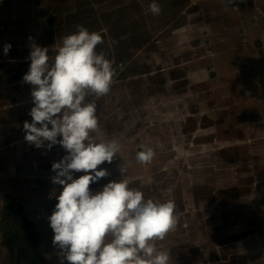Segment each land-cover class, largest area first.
Here are the masks:
<instances>
[{"label": "rangeland", "instance_id": "rangeland-1", "mask_svg": "<svg viewBox=\"0 0 264 264\" xmlns=\"http://www.w3.org/2000/svg\"><path fill=\"white\" fill-rule=\"evenodd\" d=\"M32 1L25 0L24 25L10 21L9 30L5 26L1 28L4 36L1 44L5 45L8 38L14 39L22 44L21 53H24L28 45L21 33L39 31L47 37L43 40L45 45L39 43V46L48 47L50 58H54L63 38L74 31L66 21H54L52 15L56 9L52 8L60 6L59 13L66 14L70 12L66 8L73 11V0L64 1L67 4L60 0L44 4L43 0H38L37 6ZM107 1L110 0H102V3L106 5ZM113 1L117 5L121 3L127 15L134 12L131 19L136 27L149 17L157 30L143 41L138 40L139 33L125 24L127 29L122 32L127 39H124L114 27L115 19L110 21L112 13L101 12L100 17H109L108 23L102 22V27L100 20L95 22L98 14L89 15L91 31L100 32L104 39L97 51L105 52L116 69L107 95L89 94L87 97L97 105L99 118V131L92 135L98 140L115 139L121 146L111 164L105 162L98 166V170L103 167L110 175L90 183V190L99 191L109 181L122 178L129 181L130 187L141 190L146 199L174 200L175 227L163 241H156L160 250L170 252L169 264H264V207L259 203L260 155L264 142L259 130L254 131L257 140L246 138L250 134L249 117L242 105L249 95L246 74L235 70L230 75L226 71L227 65L234 66L233 61L230 64L226 59L231 57V47L238 35L233 31L239 25L230 18V12L237 6V12L246 10V17L258 16L252 5L259 0H155L161 8L158 15L149 11L153 0ZM16 6L22 8L23 4ZM0 7H4L2 0ZM116 11L124 14L120 6ZM137 11L143 13L137 14ZM181 16L185 17L184 30L178 34L171 26ZM0 24H5L3 18ZM9 32H14L16 37L9 36ZM116 34L122 41L115 48ZM150 47L154 49L147 57L145 53ZM163 52L172 57L164 60ZM141 53L146 55L144 59L153 58L159 64L139 60L143 57ZM10 57L0 53V184L3 185L0 186V207L1 197L8 190H12L16 198L24 195L20 201L22 211H18L28 215L40 210L34 216L36 222L32 230L36 235L37 252L45 258V264H61L62 254L52 243L48 217L62 186L55 188L47 181L55 175L52 163L63 156L60 157L58 145L51 149L36 148L25 141L23 123L31 122L29 112L34 105L32 86L23 82L22 77L29 69L30 60L28 54ZM137 61L139 66H133ZM19 66H23L21 70ZM163 66L168 69L163 70ZM216 70L218 73L214 72ZM215 79L222 87L226 108L211 115L210 110L215 106L209 103V96L202 93L197 101L196 96L212 88ZM6 83H9L8 88L14 87L8 94L3 91L8 89ZM248 116L258 118L259 113L251 111ZM144 147L155 151L154 159L147 165L136 159L137 152ZM119 167L127 169L123 177ZM140 172L142 174L138 175ZM80 175L83 173H74V178ZM21 181L23 186H19ZM47 199L48 205L45 204ZM20 225L25 227L24 221ZM7 248L0 239V254ZM37 261L33 259L32 264H39Z\"/></svg>", "mask_w": 264, "mask_h": 264}, {"label": "clouds", "instance_id": "clouds-1", "mask_svg": "<svg viewBox=\"0 0 264 264\" xmlns=\"http://www.w3.org/2000/svg\"><path fill=\"white\" fill-rule=\"evenodd\" d=\"M149 11L158 15L153 0ZM104 43L98 31L77 25L66 35L54 58L49 48L31 44L30 65L22 77L32 86L31 122L23 123L26 142L36 148L61 145L66 152L52 163L51 182L62 186L57 203L48 217L52 243L62 254L61 264H169L170 252L160 250L176 224L174 200L145 198L129 186L127 179L109 181L99 191L90 183L110 175L98 166L111 164L120 151L117 140L93 137L99 131L97 105L89 94L101 97L110 92L116 69L106 53L97 51ZM11 44L4 45L7 55ZM155 157L151 147L136 154L141 164ZM126 168H120L121 177ZM83 175L74 178V173Z\"/></svg>", "mask_w": 264, "mask_h": 264}, {"label": "flooded vegetation", "instance_id": "flooded-vegetation-1", "mask_svg": "<svg viewBox=\"0 0 264 264\" xmlns=\"http://www.w3.org/2000/svg\"><path fill=\"white\" fill-rule=\"evenodd\" d=\"M2 1L4 2V7H5V8L0 7V18H3V23H5L3 25V28L5 26V28H7V30H9L8 27H11L10 21H13L14 25H18V26H21L22 24L24 25V23H22V20H26V14H25L26 9L24 7L25 0H22V1L21 0H2ZM37 1L38 0H33L32 4L37 6ZM54 1H58V0H43L44 4H49L52 2L54 3ZM60 1L64 4L69 3V1H67V0H60ZM64 1H67V3H65ZM74 1H75L74 5L76 8L74 9L73 3L71 4L73 11H71L70 8L67 9L65 6L66 10L70 11V12H67L66 14H60L59 13L60 6H58L57 8H52V9H56V10H54V14L52 15V18L54 19V21H56V22L66 21L67 24L72 26V31L76 30L77 25L84 26L87 29H89V31H91L92 28L90 27V20H92V19H91V17H89V15L92 13L96 14V16H97V14L99 15L98 21H95V22L97 23L100 20L101 27H102L103 26L102 22L108 23V18H109L107 16L100 17V14L102 11H104V12L107 11L108 13H112V17H110V21L112 22V20L115 19V21L113 22L114 27L116 28L117 32L120 33L124 39H127V37H125L123 32H122V31L127 29L125 24H127L128 29L131 28L133 32L139 33V34H137L138 40L142 39L143 41H147L148 38L153 35V30L157 28L156 26L152 25L149 22V17L145 18L144 22H141V24H139L136 27V25L133 22V19H131L134 12L130 13V15H127L126 8L124 6H122L121 3H119V5H117L118 3H116L113 0L107 1L106 5H104L102 3V0H74ZM19 3L23 4V6H21L22 8L16 6ZM40 6H42V3H40ZM119 6H120V8L124 9V14H120V12L116 11L119 9ZM12 7H13V9H12ZM112 7H116V8H112ZM33 9H34V7H33ZM85 12H86V14H85V21H84V13ZM34 13H36V12H34ZM142 13L143 12L137 11V14H142ZM145 13H147V12H145ZM61 17H64V18L60 19ZM184 18L185 17L181 16V18L176 22V24H172V26H171L173 28L172 30L177 32L178 34H181V32L184 30V27H182ZM105 21H107V22H105ZM237 29H238V25H237L235 31H238ZM1 32L2 33H0V35H1L0 53L4 54V51H3L4 44H1L3 41L2 37H4L3 36V30ZM208 32H211V31L209 30ZM20 33H21V31H20ZM108 33H109V37H110V31H108ZM21 34L23 37H25V43L28 45L27 46L28 48L25 49L24 53H21L22 44L18 43L14 39L8 38L7 43L11 44V49L7 54L8 56L5 55L6 58H11L10 55H13V56L17 55L18 57L24 56V55L27 56V54L29 55V53H30L31 44L33 42H35L38 45L40 43V45L43 46V45H45V41H43V40H47V39H45L47 37H43L42 35H40L39 31L29 30L28 32H26V30H25ZM9 36L16 37L14 35V32H9ZM110 39H112V38H110ZM121 41H122V38L118 39L117 34H116L115 48H116V46L119 45V43ZM112 42H114V40H112ZM123 42H126V41L124 40ZM235 42H236V40H234V44L231 47L232 50L235 51V54H236V59L234 58L232 60L234 62V66H233V68H231V65H230V67L228 65L226 67V71L230 75L235 70L243 71L242 70L243 60L239 57L240 47H239V44H236ZM113 48H114V46L112 45V49ZM152 49H154V47L153 48L150 47L147 49V52L145 53V54H147V57H149L152 54L151 53ZM13 50H15V51H13ZM145 54L141 53L140 55H142L143 57L139 58V60H141L143 62H152L153 58L150 60L144 59L146 57ZM164 54H162L164 56V60H168L172 56L171 54H169V55L166 53H164ZM162 55H161V58H162ZM227 61L231 64V62L229 60H227ZM5 65L8 67V64L5 63ZM13 65H14L13 68H15L16 65L15 64H13ZM9 66H12V65H9ZM133 66H139L138 61L135 62L133 64ZM151 66H154V65H151ZM22 67L23 66H19V69L21 70ZM214 72L218 73L217 70ZM207 73H208V71H207ZM221 73H223V72H220L219 74H221ZM219 74H217V76ZM224 74H225V72H224ZM18 75H20V74L18 73ZM208 75H209V73H208ZM217 76H216V78H217ZM165 84L166 83L164 81V89L166 88ZM8 87H9V83H6V88H8ZM213 87L210 89L208 88L206 90H202L201 94L196 96L197 97L196 101H197V99L201 98L202 93H204L205 96H209V98H210L209 103H211L215 106L213 109L210 110V113H211V115H216L218 113V110H222L223 108L224 109L226 108L225 102H224V100L226 98H224L222 96V87L219 85V83L217 82L216 79H215V83H214ZM11 88H14V87H10V88L5 89L3 91L6 94H8V91ZM15 89L20 90L21 88H15ZM226 90L228 91V89H226ZM1 99H2V91H0V103H1ZM1 117H3V114H1ZM57 145L59 148H61V149H59L60 150V157L64 156V154L66 153L65 150L63 149V147L61 145H59V144H57ZM57 156H59V154H57ZM38 164H40V163H38ZM140 174H142V172H140L138 175H140ZM145 181H147V179H145ZM47 182H51V181H47ZM23 185L24 184L21 181L19 186H23ZM53 185L55 188H58V185H55V184H53ZM0 186H3V185L0 184ZM145 186H147V185H145ZM50 188L52 190H55V189H53L52 186H50ZM12 193H13L12 190H8L7 193L5 195H3V197H1L3 200H2V205L0 207V239L5 242V244L8 248L2 254H0V264H8V263L9 264H32L33 259H38L37 262H39V264H45V262H44L45 258L41 257L40 254L37 252V250H39V249H36V245H37L36 235L32 232V230L34 229L33 224H34V222H36V220L34 219V216L38 215L40 210H37L38 213H29L28 215H27V213L22 214L20 212V211H22V205H21L20 201L25 196L20 195V197L16 198ZM55 195H57L56 192H55ZM43 198H46L45 194H44ZM49 203H48V199H47V201H45V204L48 205ZM18 210H20V211H18ZM21 221H24L25 227H22L20 225ZM245 231H246V227H245ZM26 242L28 244H26ZM54 253L55 252L50 254V256H52ZM52 262H55V260H53Z\"/></svg>", "mask_w": 264, "mask_h": 264}, {"label": "crops", "instance_id": "crops-1", "mask_svg": "<svg viewBox=\"0 0 264 264\" xmlns=\"http://www.w3.org/2000/svg\"><path fill=\"white\" fill-rule=\"evenodd\" d=\"M252 6L258 16L246 17V10L237 12L236 9L238 8L234 6L230 12V18L232 17L233 21H238L239 23L238 31H233V34H238L235 43L239 44L240 47L239 57L243 60V57L246 56V63H243L242 70L246 74L245 79L249 86V95L248 97L246 96V100L242 102V105L245 106L243 110L244 112L246 110V117L252 118V121L248 118V133L250 134L246 138L248 140H257L254 137V131L259 130L264 142V0H259L257 3H253ZM2 27L3 24H0V30ZM241 52L243 53L241 54ZM230 56L226 59V62L236 58L235 51L232 50ZM251 111H258L259 117L248 116ZM259 184H261L259 203L264 207V143L261 145Z\"/></svg>", "mask_w": 264, "mask_h": 264}, {"label": "bare ground", "instance_id": "bare-ground-1", "mask_svg": "<svg viewBox=\"0 0 264 264\" xmlns=\"http://www.w3.org/2000/svg\"><path fill=\"white\" fill-rule=\"evenodd\" d=\"M172 57V56H171ZM150 64H154V65H157V64H159L158 62H156V61H154V60H152V62H150ZM168 68H165L164 66H163V70H167ZM169 71H170V69H169Z\"/></svg>", "mask_w": 264, "mask_h": 264}, {"label": "trees", "instance_id": "trees-1", "mask_svg": "<svg viewBox=\"0 0 264 264\" xmlns=\"http://www.w3.org/2000/svg\"><path fill=\"white\" fill-rule=\"evenodd\" d=\"M67 1H69V0H67ZM70 1H71V0H70ZM70 1H69V2H70ZM73 1H74V0H73ZM73 1H72L71 3H73Z\"/></svg>", "mask_w": 264, "mask_h": 264}]
</instances>
